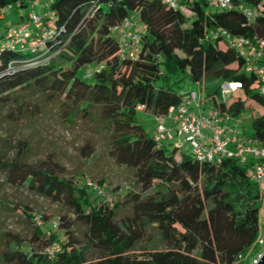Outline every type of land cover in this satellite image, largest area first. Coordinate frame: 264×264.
<instances>
[{"label": "trees", "instance_id": "1", "mask_svg": "<svg viewBox=\"0 0 264 264\" xmlns=\"http://www.w3.org/2000/svg\"><path fill=\"white\" fill-rule=\"evenodd\" d=\"M25 1L0 0V10ZM240 3L257 8L252 20L246 22L236 6ZM232 5L207 11L209 4L202 0L186 1L191 14L186 17L159 0H50L37 15L41 26L31 30L22 48L7 46L0 32V102L25 88L63 96L69 114L80 112L96 123L114 163L131 169L143 189L154 188L148 195L129 189L123 201L109 206L95 191L86 193L74 176H62L51 156L28 163L27 145L20 141L11 157L0 158L6 182L62 201L73 222L83 225V241L73 231L60 239L34 225L40 249L25 251L15 240L16 247L2 255L6 264H246L241 259L256 248L262 201L247 175L254 159L245 164L233 158L196 161L189 149L157 145L136 118L137 106L154 117L166 114L181 103V84L194 83L207 106L232 119L251 108L248 101L253 103L248 136L264 146V97L257 77L244 71L243 59L221 36L208 35L223 29L233 36L264 38V4L233 0ZM29 14L17 24L28 21ZM133 15L145 32L139 34L135 56L127 57L119 38L121 24ZM117 28L114 39L110 33ZM42 32L51 35L40 49L36 39ZM9 61L21 63L6 72ZM85 65H99L89 81L78 76ZM226 83L237 85L222 95ZM236 92L240 95L228 102ZM90 106L100 108L95 117ZM79 150L89 157L94 144L89 139ZM127 208L130 215L117 219ZM150 231L156 240L139 246ZM54 244L57 250L49 251Z\"/></svg>", "mask_w": 264, "mask_h": 264}, {"label": "rangeland", "instance_id": "2", "mask_svg": "<svg viewBox=\"0 0 264 264\" xmlns=\"http://www.w3.org/2000/svg\"><path fill=\"white\" fill-rule=\"evenodd\" d=\"M49 1L26 0L21 6L19 3L12 5L10 11L0 10V32H3L5 27L18 23L14 20L16 10L21 15L28 13L39 15L44 11V3ZM206 9L215 10L212 5ZM183 13L186 17L191 16L187 11ZM130 27L139 34L145 32V28L135 15L130 19ZM110 34L117 39L118 28L111 30ZM98 68L99 65H85L79 70L78 76L89 81V75ZM190 91L197 93L196 103L200 100L204 105H209V101L200 99L204 95L199 94L196 84L189 82L181 84L179 92L183 94V98ZM239 95L238 92L232 94L228 102ZM10 96L9 102H0V158L11 157L20 146L19 142L23 141L27 145L28 163L33 164L39 159L51 156L63 169L62 176L67 178L74 176V181L79 186L83 184L86 193L90 194L94 191L92 186H99L101 197L109 206H112L114 201H123V196L129 189L142 195L153 193L154 188L146 190L142 188L135 180L131 169L114 163L108 154L109 146L104 141L103 135L97 132L96 123L80 112L69 114L63 96H50L28 88L18 89ZM248 103L251 104V108L234 121L246 135L251 132V121L255 114L254 104L249 101ZM195 105V103L189 105L191 111L196 112ZM88 110L92 117H95L94 114H97L100 108L90 106ZM136 118L144 130L151 135L155 123L154 116L146 111H137ZM167 125H171L168 119ZM89 139L94 144V152L89 157H82L79 149ZM166 146L171 145L166 143ZM183 148L187 149L188 146L184 145ZM130 212L127 208L119 212L116 218L130 215ZM42 217L46 220H42ZM65 219L68 222H64ZM73 219L71 211L62 201L54 196L39 197L26 187L9 185L0 170V264H6L2 255L7 249L16 247L15 240L22 243V249L25 251L40 249L42 241L35 240L34 225L42 228L43 231L51 229L60 239H65V231H73L74 236L82 242L83 225L79 221L73 222ZM148 233L149 238L147 235L141 239L139 246L148 245L151 237L153 241L156 240L155 231ZM257 250L256 247L241 260L247 263Z\"/></svg>", "mask_w": 264, "mask_h": 264}, {"label": "built area", "instance_id": "3", "mask_svg": "<svg viewBox=\"0 0 264 264\" xmlns=\"http://www.w3.org/2000/svg\"><path fill=\"white\" fill-rule=\"evenodd\" d=\"M166 7L173 10L187 11L184 3L193 0H159ZM217 10H229L233 7V0H202ZM264 4V0H261ZM243 14L246 22L252 20L257 13L254 6L240 3L236 5ZM41 26L40 18L33 13L28 15V21L16 25H9L3 30V39L9 47L22 48L31 39V30ZM119 38L120 47L127 57L135 56L140 45L139 33L130 27V21L121 24ZM50 32H42L36 39V47L43 48V39L50 37ZM208 35L216 38L221 36L226 44L233 47L238 56L243 59V69L253 74L259 81V92L264 97V38L249 39L243 36H233L223 29L209 31ZM28 48V46H27ZM21 61H9L6 72L12 71ZM237 84L226 83L221 87L222 95L229 93ZM198 95L190 91L181 103L169 107L166 114L154 117L152 137L157 145L170 143L176 147L188 146L192 158L196 161L219 162L223 158L236 159L245 164L249 157L254 159L247 175L253 180L261 193L262 201L258 213V233L256 238L257 252L251 256L246 264H256L264 253V146L254 144L250 137L234 123L235 119L222 115L212 106L206 111H191L189 105L196 103ZM142 111V106H137ZM167 119L172 127L167 126ZM232 120V122H229ZM179 139L180 141H177ZM87 181V180H86ZM89 184V183H88ZM97 194H102L99 186H92ZM57 250L54 244L49 251Z\"/></svg>", "mask_w": 264, "mask_h": 264}, {"label": "crops", "instance_id": "4", "mask_svg": "<svg viewBox=\"0 0 264 264\" xmlns=\"http://www.w3.org/2000/svg\"><path fill=\"white\" fill-rule=\"evenodd\" d=\"M46 2L44 3V7L46 6ZM11 9H9V11H10ZM4 15V14H3ZM2 15V16H3ZM14 20L15 21H17V22H19V21H22L23 19H24V14H19V12L16 10L15 12H14ZM201 99V98H200ZM195 111L196 112H200V111H202V112H204V111H206V109H207V105H204L202 102H200V100H198V102H197V104L195 105ZM229 122H232V120H230ZM233 123V122H232ZM167 126H169V127H172V123H171V125H167ZM177 141H180L179 139H177ZM183 147V146H182Z\"/></svg>", "mask_w": 264, "mask_h": 264}, {"label": "water", "instance_id": "5", "mask_svg": "<svg viewBox=\"0 0 264 264\" xmlns=\"http://www.w3.org/2000/svg\"><path fill=\"white\" fill-rule=\"evenodd\" d=\"M256 264H264V253H263V255L260 257V259L256 262Z\"/></svg>", "mask_w": 264, "mask_h": 264}]
</instances>
